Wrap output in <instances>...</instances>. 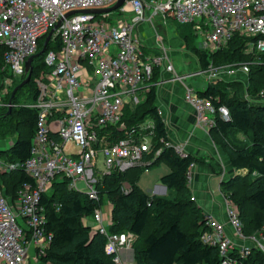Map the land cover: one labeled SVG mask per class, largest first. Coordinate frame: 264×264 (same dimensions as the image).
Wrapping results in <instances>:
<instances>
[{
	"label": "built area",
	"instance_id": "obj_1",
	"mask_svg": "<svg viewBox=\"0 0 264 264\" xmlns=\"http://www.w3.org/2000/svg\"><path fill=\"white\" fill-rule=\"evenodd\" d=\"M117 1L0 0V71L6 74L0 98L10 92L16 79H26V60L38 53L40 41L53 31L43 53V69L33 78L35 97L27 105L37 112L29 157L20 164L0 159V175L19 169L32 180L19 187L14 200L5 197L0 186V264H49L40 260L50 243L41 198L53 184L66 182L69 191L99 202L98 187H103L104 178L151 164L145 155L152 151L154 125L147 121L128 131L124 108L138 104L140 94L159 84L160 80L152 82L154 69L172 73L175 82L187 78L175 73L168 41L158 32L156 20L161 25L169 19L192 24L195 35H201L208 46V55L220 51L235 35L247 39L245 54H264V0H125L113 12H79L109 8ZM145 22L154 33L153 48L138 34V27ZM251 64L215 66L210 61L205 70L189 77L204 76L215 83L222 75L233 74L231 67H237L246 81ZM31 65L30 78L33 62ZM184 88V101L194 110L197 124L208 131L214 125L208 116L216 109L192 87ZM257 99L264 102V89L253 100ZM217 112L222 119H229L226 107L220 106ZM111 130L126 136L110 142ZM163 145L155 157L163 148L181 158L188 156L182 146L168 141ZM100 154L102 171L97 170ZM192 168L186 173L188 187ZM129 190L128 183L122 182L121 192ZM225 207V223L204 215L207 230L200 241L217 247L221 264H235L234 253L240 259L252 251L264 255V228L245 236L238 209L226 200ZM86 220L95 223L94 230L106 238L105 253L114 255L113 262L120 264L118 252L131 247L133 235L109 234L110 219L100 208Z\"/></svg>",
	"mask_w": 264,
	"mask_h": 264
},
{
	"label": "trees",
	"instance_id": "obj_2",
	"mask_svg": "<svg viewBox=\"0 0 264 264\" xmlns=\"http://www.w3.org/2000/svg\"><path fill=\"white\" fill-rule=\"evenodd\" d=\"M44 39L45 37L38 44V51ZM183 41L187 45L190 40L186 36ZM246 41V38L235 35L225 47L210 55L200 49L193 50L199 55L203 69L207 68L210 61L215 66L252 62L245 91L254 99L264 89V54H245ZM43 57L41 55L33 61L30 81L25 84L29 88L33 85L34 89L33 78L43 69ZM1 59L0 57V69ZM158 74V69H154L152 82H157ZM5 76L0 71V82ZM229 85L234 89L231 96L228 93L229 87L220 82L208 85L197 95L208 99L216 109L211 116L214 125L208 131L220 136V145L229 156L232 167L246 171L245 174L230 178L221 186L225 200L238 209L242 233L249 236L264 228V104L259 105L241 98V86ZM21 89L17 90L13 98L8 95L6 107L0 108V138H14L8 149L0 151V155H4L2 159L7 162L19 164L29 157L37 118L35 110L19 105L17 98ZM155 102L156 88L151 86L144 102L134 110L126 106L123 117L128 131L139 128L147 121L154 125L152 155L168 141L165 124ZM220 106L227 108L228 120L222 119L217 112ZM237 134H242L245 140L237 139ZM125 136L124 132L111 130L108 140L114 142ZM156 162H163L171 168L169 174L160 178V183L174 191L172 198L149 197L137 186L140 172ZM191 165H194V158L190 155L181 158L171 149L163 148L148 167H136L124 174L112 173L109 178H104L103 187H98L99 202L69 191L66 182L53 184L52 189L41 198V204L46 210L45 233L50 236V243L40 259L41 263L115 264L114 255L105 253L104 235L83 222L84 218L91 217L94 210L101 207V202L107 199L112 206L107 232L133 235L131 247L134 264H221L217 247L204 245L200 241L201 234L207 228L204 226V215L188 194L186 173ZM2 179H10L12 183L11 191L14 195L11 200L15 199L16 191L22 184L32 183L19 169L0 175V181ZM122 182L130 186L126 194L121 192ZM231 257L236 259L235 264H264V255L259 251H252L246 259H240L235 253Z\"/></svg>",
	"mask_w": 264,
	"mask_h": 264
},
{
	"label": "crops",
	"instance_id": "obj_3",
	"mask_svg": "<svg viewBox=\"0 0 264 264\" xmlns=\"http://www.w3.org/2000/svg\"><path fill=\"white\" fill-rule=\"evenodd\" d=\"M160 26L163 25H159V28H161L160 31L164 30L165 32L163 35H165L168 41L167 48L169 49L175 73L181 76L186 75L187 78L183 80V83H179L172 80V77L174 76L172 73H159L157 75V81H160L159 84L155 86L156 107L165 124L168 142H171L174 145L182 146L186 154L194 158L192 183L188 187V194L193 198L194 205L197 209H199L201 214L210 215L218 222L225 223V196L223 194L221 184L238 174H245L246 171L236 170L232 167L229 156L220 145V136L210 131L203 130L197 124L194 110L184 101V86L187 85L192 87V89L198 93L204 91L208 85L220 82L229 87L228 93L231 96L232 90L234 89L229 84H235L237 86L240 85L241 91L239 94L241 95V98L246 99V97L250 98L249 94L245 91L246 82L248 86V77L245 81L246 77L238 71L237 67H231L230 69H234L235 72L228 76L222 75L218 81H215V83L208 82L204 76L189 77V75L195 72L205 70L199 62V55H197L194 50H191L192 53L190 52L194 56L186 52L187 50L184 51V45L179 36H177V34L169 28L164 29V26ZM148 32H151V37L146 36V33ZM138 34L145 41L147 46L150 48L154 47L155 37L149 22H145L138 27ZM186 47L189 49L190 45H186ZM2 82L3 80L0 82V85ZM12 91L13 90L11 88L10 92L6 96L1 97L0 103L1 100L2 103H4L6 100L5 98L8 95H11ZM144 95H146V93H144ZM251 101L258 103L259 105L264 104V102L260 99H258V101H254L251 98ZM127 107L130 110L133 109L131 106ZM208 118L212 119L211 116H208ZM236 137L240 141L245 140V137L242 134H237ZM151 152L148 155H145V159L154 162L156 157L152 155ZM0 159L2 160L1 157ZM160 165L164 166L163 169H156ZM154 167L159 172V176H156L159 180L158 183L153 186L150 193L146 194L149 197L169 199L171 196L172 198V196L175 195L174 191L168 190L160 183V178L169 174L171 172V168L163 162H156L144 171L150 170ZM213 184H217V197H215V194L213 193L214 190L211 188V185ZM0 186L5 197H13L14 194L11 191L12 183L10 179H7L6 181L2 179ZM100 206L101 207L99 208L104 213V216L109 218L111 222V204L107 201V199H104ZM83 222L92 229L96 227L92 220H86ZM226 228L228 229V227ZM106 230L108 231V227ZM118 256L120 258V264H134V252L132 247L128 249H121L118 252Z\"/></svg>",
	"mask_w": 264,
	"mask_h": 264
},
{
	"label": "rangeland",
	"instance_id": "obj_4",
	"mask_svg": "<svg viewBox=\"0 0 264 264\" xmlns=\"http://www.w3.org/2000/svg\"><path fill=\"white\" fill-rule=\"evenodd\" d=\"M155 22H156V24L161 25L160 20H156ZM163 26H164V29L165 28H169L170 30L174 31L177 34V36H179V38L182 40V43L184 45V47H183L184 51L187 50L186 52H188V53L191 52L192 53L191 50L196 48V49H200V50H203V51L207 52L208 46L205 45V42H204L203 38L201 37V35H195L194 28H193L192 24H178V23L174 22L173 20L169 19L168 21L165 22V25H163ZM163 26H160V27H163ZM156 28H157L158 32L162 33V35L165 34L164 30L160 31L161 28H159V26L156 27ZM149 30H151V29H149ZM146 36L151 37V32L146 33ZM186 36L190 40L189 43L187 44L188 46L190 45L189 49H187L186 44L183 41L184 37H186ZM41 49H42V47H41ZM41 49L38 52H40ZM191 55H193V54H191ZM18 82H19V79H16L14 81L13 86L16 83H18ZM34 90H35V87L33 89V85L30 88L27 87L26 85H24L22 87V89L18 92L19 95H18L17 101H18L19 105H25V106L30 105L33 102V98H32L33 94H32V92ZM139 99H140V102L138 104H135L133 102L131 105H129V106L133 107V110L137 106H139V104L144 102L145 95L144 94H140ZM4 107H6V103L5 102L2 103V100H1L0 108H4ZM13 140H14L13 137H7L5 139H1L0 138V151H4V150L8 149L10 143ZM0 157L3 158L4 155H0ZM163 167H164L163 165H160L156 169H163ZM156 169L154 167V168H151L150 170L140 172L141 174L139 175L137 186L141 190H143L145 193H147V194H149L151 189H153V186L158 183L159 178H157L156 176L157 175L159 176V172ZM193 169H194V167L192 168V171H191V183H192ZM97 170L98 171H102L103 170V156L101 154L99 155L98 160H97ZM211 188L214 190L213 193L215 194V197H217V195H216V194H218L217 184L211 185ZM170 198H171V196H170Z\"/></svg>",
	"mask_w": 264,
	"mask_h": 264
},
{
	"label": "water",
	"instance_id": "obj_5",
	"mask_svg": "<svg viewBox=\"0 0 264 264\" xmlns=\"http://www.w3.org/2000/svg\"><path fill=\"white\" fill-rule=\"evenodd\" d=\"M125 0H118L114 5H112L111 7L109 8H105V9H97V10H82V11H79L80 13H94V14H101V13H109V12H113V11H116L118 8H120L123 4H124ZM73 13V12H72ZM72 13H69L68 15L72 14ZM67 15V16H68ZM60 22H58L56 24V27L57 28L59 26ZM53 33V31H51L45 38L44 42H43V47L41 49L40 52L30 56L26 62H25V73L28 74V76L26 77V79H24L22 82H20L16 87H14L13 91H12V94H11V98H13V96L15 95V93L17 92L18 89L22 88L25 84H27L30 80V73H31V64L33 62V60L41 55H43V53L45 52V48H46V45L49 41V38L51 36V34ZM8 113H10V107L8 108ZM165 188V187H163Z\"/></svg>",
	"mask_w": 264,
	"mask_h": 264
}]
</instances>
